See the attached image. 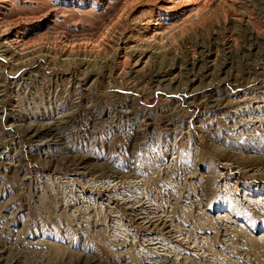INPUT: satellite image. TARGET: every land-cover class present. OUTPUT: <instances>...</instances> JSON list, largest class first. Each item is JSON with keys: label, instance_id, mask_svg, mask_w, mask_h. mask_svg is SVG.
Masks as SVG:
<instances>
[{"label": "rangeland", "instance_id": "rangeland-1", "mask_svg": "<svg viewBox=\"0 0 264 264\" xmlns=\"http://www.w3.org/2000/svg\"><path fill=\"white\" fill-rule=\"evenodd\" d=\"M0 264H264V0H0Z\"/></svg>", "mask_w": 264, "mask_h": 264}]
</instances>
